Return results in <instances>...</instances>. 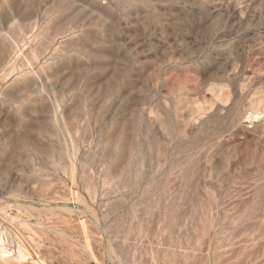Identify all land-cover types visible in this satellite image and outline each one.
I'll return each instance as SVG.
<instances>
[{
  "label": "rangeland",
  "instance_id": "374dc122",
  "mask_svg": "<svg viewBox=\"0 0 264 264\" xmlns=\"http://www.w3.org/2000/svg\"><path fill=\"white\" fill-rule=\"evenodd\" d=\"M0 234L23 264H264V0H0Z\"/></svg>",
  "mask_w": 264,
  "mask_h": 264
},
{
  "label": "bare ground",
  "instance_id": "6f19581e",
  "mask_svg": "<svg viewBox=\"0 0 264 264\" xmlns=\"http://www.w3.org/2000/svg\"><path fill=\"white\" fill-rule=\"evenodd\" d=\"M66 9V8H65ZM17 254V255H15ZM14 251L10 250L9 247H7L6 239L4 238L3 234H0V260H3L5 262H11L12 260L16 261H24L27 257L23 247L21 244H19L18 248ZM21 264V263H19ZM23 264V262H22Z\"/></svg>",
  "mask_w": 264,
  "mask_h": 264
}]
</instances>
